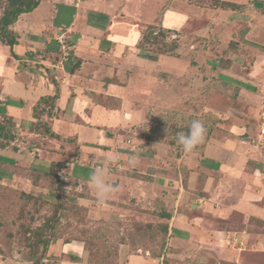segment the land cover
I'll return each mask as SVG.
<instances>
[{
	"label": "crops",
	"instance_id": "0c3cea01",
	"mask_svg": "<svg viewBox=\"0 0 264 264\" xmlns=\"http://www.w3.org/2000/svg\"><path fill=\"white\" fill-rule=\"evenodd\" d=\"M150 26L165 31L164 43L177 47L167 54L139 48ZM9 29L17 43H0V121L11 120L14 139L0 148V184L38 191L44 173L62 162L56 174L63 189L91 217L115 222L138 212L152 227L166 228L159 258L127 245L126 252L134 254L124 256L125 264L182 262L177 254L186 251L188 264H242L243 251L225 248L222 240L227 232L246 237L244 230L228 227L233 214L260 215L264 173L258 168L247 178L246 168L254 160L264 170V151L245 147L257 135L251 137L243 118L227 113L247 112L239 92L264 72V0H39ZM60 36L65 51L56 40ZM244 61L248 70L237 74ZM209 71L216 76L206 82ZM234 78L236 104L216 108L212 100L220 94L212 88L233 85ZM200 85L192 103L202 110L205 126L207 111L216 113L217 128L194 154L183 152L175 160L167 159L163 144L143 151L144 137L130 121L150 119V111L164 108L189 111L177 103ZM56 88L51 116L39 119L58 136L52 139L36 133L33 107ZM113 151L120 153L111 166L115 191L101 205L87 181ZM132 155L138 156L135 166L127 163ZM48 248L47 258L82 253L76 242ZM0 264L11 263L0 255Z\"/></svg>",
	"mask_w": 264,
	"mask_h": 264
},
{
	"label": "rangeland",
	"instance_id": "374dc122",
	"mask_svg": "<svg viewBox=\"0 0 264 264\" xmlns=\"http://www.w3.org/2000/svg\"><path fill=\"white\" fill-rule=\"evenodd\" d=\"M147 47L153 48L155 46ZM203 48L205 49V46ZM262 65L264 67V63ZM240 67L245 68L237 69V74H243L245 69L248 70V62L244 61ZM214 76L216 75H213V72H207L206 82H210V78H215ZM196 77L199 78V75ZM234 79L233 85L217 83L216 85L219 84V86L212 88V92L220 94L214 96L212 100L216 104V108L220 107L223 110L226 108L225 105L236 104L238 98L236 83L238 84L239 80L238 78ZM253 80L255 81H253V85L250 86L247 83L248 87L247 85L243 86L241 82L243 92H239L247 100L250 108L248 107L247 112L243 111V113L235 109L234 114L229 112L227 116L243 118L247 127L250 128L251 137L255 138L260 124L264 122L262 119L264 117V72ZM195 88L185 93V99L182 101L179 99V103H177L182 108L186 107V110L189 109V111L190 106H194L191 107L193 111L190 112L192 113H189V111L184 112L181 109L176 111V109L164 108L156 112L150 111V119L139 118L138 121H130L129 125L133 126L134 132L144 137L142 141L143 151L155 152L157 144H163L168 150L167 159L172 158L175 160L182 155L183 150L176 143V135L189 131L191 117L192 120L199 119L203 122L202 110L199 111L196 103H192L194 95L197 94L196 90L201 91L200 89L203 87L200 85ZM168 92L171 93L170 91ZM181 95L183 94H179V97ZM188 95H190L189 99H187ZM184 101L186 104H182ZM102 103L105 104L106 102ZM198 112L199 115H197ZM218 118L216 113L207 111L206 126L204 125L207 130L206 134L208 129L212 131L214 127L217 128L216 121L220 122ZM251 140L247 139L249 144L245 147L250 148L254 152H257V150L260 152L264 151V142L257 146ZM253 164L255 165L253 166ZM258 168L261 173H264L260 163L257 165L256 161H251V164L246 168L248 172L246 177L256 176L253 171L258 170ZM54 180L55 178L47 179L40 187L44 190L31 191L29 193L31 195L30 198L20 195L17 187L11 188L9 185L0 184L4 186L0 187V252L11 264H30L28 263L30 252L34 254L33 258L35 260L40 259L42 247L38 246L37 249H31L30 245L35 242L34 237L38 228L44 224L46 226L44 225L45 227L41 228L40 234L42 238L51 241L47 246V252L48 247L52 244H65L64 242L66 241H69V243L76 242L82 246L81 256L62 254L56 258H47L45 254V257L52 264H65L59 263L60 261H66L71 264H125L124 256L132 252H126L124 246L128 245L131 250H135L137 248L136 245L140 246L142 244H144L142 246L145 248H152L157 236L154 231L146 229L144 216L138 214V212H129L130 214L127 213L126 219L124 218L122 221L102 222L97 218L91 217L87 211L74 203L76 201L71 199L72 197L69 195L71 192L67 189L64 190L63 187L61 188V180L56 179V182ZM259 180L258 188L264 192V176ZM258 204L260 206V215L258 217L244 219L242 215L235 213L229 219V228L246 232L245 238L248 246L240 256L242 264H264V194L260 197ZM47 220L49 222L44 223ZM140 235H146L147 237L140 241ZM56 254L58 255V253ZM187 255H189L187 251L184 255L177 254V257L181 258L182 262L174 261L176 263L170 264H188V261H185L187 260ZM222 264H225V261Z\"/></svg>",
	"mask_w": 264,
	"mask_h": 264
},
{
	"label": "trees",
	"instance_id": "16d2710c",
	"mask_svg": "<svg viewBox=\"0 0 264 264\" xmlns=\"http://www.w3.org/2000/svg\"><path fill=\"white\" fill-rule=\"evenodd\" d=\"M39 4V0H0V9H1V14H0V43H2L5 46H8L9 48H11L14 44H16V39L13 36V33L11 32V30L9 29L10 26L18 19V17L21 14H25V13H30L31 11H33ZM229 7H233L231 4ZM166 37V32L161 30V29H157L155 27H148L143 35H142V40L139 43V48H142L146 51H152L158 54H167L170 51H173L177 45L176 44H171V45H167L164 43V39ZM147 46H155L153 48L147 47ZM11 56L15 57L13 52H11ZM58 98V89L56 88L55 94L53 96H47V97H41L37 104L33 107V118L37 120L36 124H35V131L36 133L42 135V136H47L49 138L52 139H58V136L54 135L50 129V127L48 126L47 123L45 122H39L40 116L42 114H46L48 117L51 116V111L55 108V101ZM199 111L201 109H198ZM199 113V112H198ZM197 113V115H198ZM191 121H192V117H191ZM14 127V124L11 122L10 119L7 120H3L0 121V148H4L6 145L9 144L10 141H12L14 139L12 132V129ZM210 129H208V133L206 134L207 137L209 136L210 133ZM206 137V138H207ZM182 149V148H181ZM181 156V155H180ZM179 156V157H180ZM64 164L62 162L56 163V164H52V168L50 169L53 172H45L44 173V180H41V184L45 183L47 179H53L55 178L54 182H56L57 180H61L60 177L56 174L57 169H59L60 167H62ZM57 175V176H55ZM58 177V178H56ZM39 178H41V175H39ZM62 181V180H61ZM32 185L35 186V179L33 178L31 180ZM62 183L61 188L64 185V182H60ZM0 187H4L1 186ZM20 195L26 197V198H30L31 195L24 193L20 190H18ZM81 207V206H80ZM83 208V207H82ZM85 211L86 209L83 208ZM49 220H47L44 223H48ZM103 222V221H102ZM146 223V222H145ZM46 226V224H44ZM40 226V228H38L37 232L35 233V242H32L30 245L31 249H37L38 246L42 247V254L40 256V259L35 260L33 258L34 254L32 252H30V257L28 259V263L30 264H52L50 263V261L45 257L46 254V249L47 246L49 245V243L51 241L47 240L46 238H42L41 234H40V230L41 228L45 227V226ZM146 229L152 230L155 232L156 236L155 238H157L156 241H154L153 246L151 249L149 248H145L142 245H136L137 247H141L145 250H148V256L155 259V258H159L161 255V251L162 248L165 245V240H166V228L164 227V225H156L154 227H152L151 223H146ZM146 235H140L139 236V240L143 241L144 238H146ZM53 242V241H52ZM150 242V241H149ZM65 244L69 243V241L64 242ZM130 254H134L133 252ZM129 254V255H130ZM1 255V252H0Z\"/></svg>",
	"mask_w": 264,
	"mask_h": 264
},
{
	"label": "clouds",
	"instance_id": "9594fccd",
	"mask_svg": "<svg viewBox=\"0 0 264 264\" xmlns=\"http://www.w3.org/2000/svg\"><path fill=\"white\" fill-rule=\"evenodd\" d=\"M206 131L201 120H192L187 133L181 132L176 135V143L181 146L185 154H194L197 147L205 140ZM119 159L120 153L118 151H113L107 157L105 163L95 168L88 178L87 183L94 191L98 204H105L109 196L115 191L114 185L110 179L111 166L118 163ZM137 162V155H132L127 161L129 166H135Z\"/></svg>",
	"mask_w": 264,
	"mask_h": 264
},
{
	"label": "built area",
	"instance_id": "2783aa9c",
	"mask_svg": "<svg viewBox=\"0 0 264 264\" xmlns=\"http://www.w3.org/2000/svg\"><path fill=\"white\" fill-rule=\"evenodd\" d=\"M56 40L59 43L61 50L65 51L67 49V46L65 44L63 37L60 36ZM262 119L264 121V117H262ZM251 142L256 143L257 146L261 145L264 142V122L260 124L256 139L251 140ZM243 235H244L243 233L239 235V233L237 232H227L225 237L222 240V245L225 248H228L231 250L244 251L247 249L248 245Z\"/></svg>",
	"mask_w": 264,
	"mask_h": 264
}]
</instances>
